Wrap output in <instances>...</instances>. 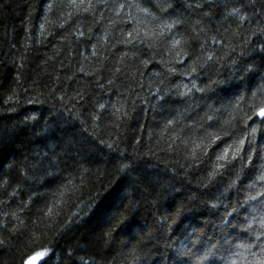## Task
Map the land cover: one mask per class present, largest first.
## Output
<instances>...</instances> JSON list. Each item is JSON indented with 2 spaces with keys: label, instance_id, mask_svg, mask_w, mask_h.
Masks as SVG:
<instances>
[{
  "label": "trees",
  "instance_id": "1",
  "mask_svg": "<svg viewBox=\"0 0 264 264\" xmlns=\"http://www.w3.org/2000/svg\"><path fill=\"white\" fill-rule=\"evenodd\" d=\"M173 2L172 18L178 14L187 21L180 33L189 39L199 34V41L209 43L214 36L226 41L224 47L215 46L225 67L219 75L201 73L200 86L209 83V75L239 84L228 57L241 59L242 51L244 59L254 56V63L261 64V54L246 49L241 36L234 35L240 31L235 24H225L218 15L211 22L201 20L185 11L190 0ZM209 3L213 7L204 11L216 13L215 0ZM69 13L73 15L66 19ZM105 15L94 20L91 12L77 14L68 0H0V176L9 182L0 183V264H23L38 253H44L40 264H80L81 257L89 264L92 259L95 264H175L155 222L178 210L183 213L181 229L213 234V224L205 222L216 218L207 215L201 203L207 197L200 196L205 164L188 167L185 158L190 151L185 142L193 135L186 125L205 115L204 102L198 93L186 103L175 95L163 103L150 94L157 87L166 91L188 82L181 74L200 55L199 43H193L192 60L183 66L172 62L175 52L170 55L159 44L153 49L137 45L133 56L130 46L118 42L121 31L132 27H113L111 13ZM77 29L86 36L77 37ZM125 52L128 56L121 59ZM171 67L176 75L168 74ZM250 83H264V72ZM224 86L213 87L219 92ZM97 101L107 110L100 112ZM90 114L100 119L93 122ZM216 115V128H227L229 120L230 130L241 127V114L232 109ZM28 116L36 120H26ZM169 118L177 122L166 127ZM257 140L264 143L259 135ZM113 143L115 148L107 146ZM231 143L224 136L208 148V156L214 160ZM217 180L223 190L229 176ZM176 235L183 238L181 231ZM214 264H221L218 257Z\"/></svg>",
  "mask_w": 264,
  "mask_h": 264
},
{
  "label": "snow or ice",
  "instance_id": "2",
  "mask_svg": "<svg viewBox=\"0 0 264 264\" xmlns=\"http://www.w3.org/2000/svg\"><path fill=\"white\" fill-rule=\"evenodd\" d=\"M68 6L76 9L77 14L81 9L85 13L91 12L94 20L97 14L101 19H105V14L111 13L112 19L109 23L113 27L131 26V31H121V39L118 42L130 46V50H134L133 56L139 51L137 45L146 43L149 49H153L159 44L170 55L175 52L177 59L172 62L183 66L187 60H192L193 43H199L200 55L189 65L190 70L181 74L189 77L188 82L174 84L166 91L157 87L155 92L150 94L163 103L168 102L167 98L170 95H175L180 98L181 103H186L190 97L198 93L200 100L204 102L201 111H204L205 115L196 123L186 125L193 135L185 142V147H190L185 158L189 161L188 167L205 164L207 176L200 181V186L205 191L201 192L200 196L207 197L201 201L207 215L216 218L214 222L212 220L205 222L213 224V234L210 236L207 231L198 228H193L191 232L186 228L181 229L183 213L179 210L175 216L161 215L155 223L159 225L164 244L174 253L175 264H193V261L194 264H214L217 257L221 264H239L240 261L244 264H264V143L257 140L258 135L264 140V83L255 86L250 83V78L264 72V0H215L216 13L204 11L205 8L213 7L209 0H190L186 3L185 11L199 16L201 20L211 22L212 16L218 15L225 24L229 22L235 24L240 31L234 35L241 36L244 47L252 48L261 54L262 62L259 66L254 63V56L244 59V51L240 53L241 59L228 57V62L240 79L239 84L213 80L209 75L207 77L209 83L205 86H200L197 79L201 73L219 75L218 69H223L225 64L221 62L223 58L217 55L215 46L224 47L226 41L214 36L209 43L208 40L199 41V34L189 39L188 35L180 33L179 29L185 28L187 21L179 18L178 14L177 18H172V13L177 7L173 0H68ZM48 7L51 9L53 5L50 4ZM153 10L160 15H156ZM72 15L69 13L66 19H70ZM199 24L200 20H197L198 27ZM43 27L41 25L42 30ZM185 31L187 32V29ZM225 31L228 32L230 29L226 28ZM200 34H206L204 28H200ZM76 35L85 37L86 33L77 29ZM103 39L107 41L109 36L106 34ZM231 52L234 53L235 48H232ZM93 55H96V46H93ZM127 56L128 52H125L121 59ZM20 67H23V64ZM80 70L82 72L83 68ZM168 74L176 75V68H169ZM214 85L225 86L220 87L217 92ZM181 88L184 90L181 91ZM230 88L234 89L230 95H220L229 92ZM83 99V95H80V100ZM225 100L227 105L224 103ZM95 107L100 112L107 110V105L99 101ZM221 109L224 111L232 109L240 113L238 122L241 127L230 130L233 129V121L229 120L225 122L227 128L224 125L216 128L219 124L216 114L221 112ZM89 119L95 122L100 116L90 114ZM26 120H36V117L28 116ZM176 122L175 119L169 118L166 127H171ZM213 128L216 130L209 131ZM224 136L231 139L232 143L217 153L212 160L208 156V148L222 140ZM205 141L208 143L205 144ZM107 146L115 148L116 144ZM123 167L128 168L129 165ZM179 167L183 170L185 165ZM226 173L229 180L221 190L217 177L223 178ZM0 183L9 182L0 176ZM4 194L7 195V192ZM15 195L16 192L13 191L11 196ZM29 199L31 200V197ZM3 203L4 201H0V204ZM132 204H135V200ZM221 208L224 209L222 213L219 211ZM51 211L49 208L48 212ZM177 231L182 232L183 238L176 235ZM41 255L44 253L37 254ZM35 258H30L27 264H32ZM80 264L89 262L81 257ZM91 264H95L94 259L91 260Z\"/></svg>",
  "mask_w": 264,
  "mask_h": 264
},
{
  "label": "water",
  "instance_id": "3",
  "mask_svg": "<svg viewBox=\"0 0 264 264\" xmlns=\"http://www.w3.org/2000/svg\"><path fill=\"white\" fill-rule=\"evenodd\" d=\"M32 257H36L34 260H32V264H40L41 263L42 255L41 256L33 255V256H30L27 260H25V262L23 264H27L29 259L32 258Z\"/></svg>",
  "mask_w": 264,
  "mask_h": 264
},
{
  "label": "bare ground",
  "instance_id": "4",
  "mask_svg": "<svg viewBox=\"0 0 264 264\" xmlns=\"http://www.w3.org/2000/svg\"><path fill=\"white\" fill-rule=\"evenodd\" d=\"M3 153V152H2Z\"/></svg>",
  "mask_w": 264,
  "mask_h": 264
}]
</instances>
